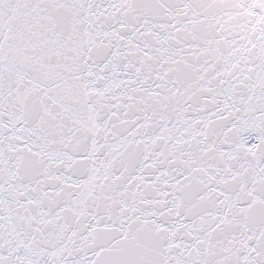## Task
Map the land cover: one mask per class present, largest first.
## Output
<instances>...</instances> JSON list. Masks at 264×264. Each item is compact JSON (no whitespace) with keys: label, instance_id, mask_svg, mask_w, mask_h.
<instances>
[{"label":"snow or ice","instance_id":"snow-or-ice-1","mask_svg":"<svg viewBox=\"0 0 264 264\" xmlns=\"http://www.w3.org/2000/svg\"><path fill=\"white\" fill-rule=\"evenodd\" d=\"M0 264H264V0H0Z\"/></svg>","mask_w":264,"mask_h":264}]
</instances>
